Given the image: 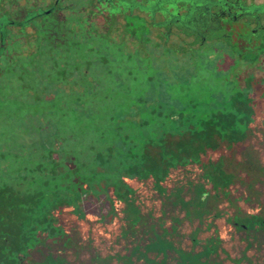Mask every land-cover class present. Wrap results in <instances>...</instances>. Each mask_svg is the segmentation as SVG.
Segmentation results:
<instances>
[{
	"label": "trees",
	"instance_id": "obj_1",
	"mask_svg": "<svg viewBox=\"0 0 264 264\" xmlns=\"http://www.w3.org/2000/svg\"><path fill=\"white\" fill-rule=\"evenodd\" d=\"M220 77L78 128L72 169L12 161L0 264H264V77Z\"/></svg>",
	"mask_w": 264,
	"mask_h": 264
},
{
	"label": "flooded vegetation",
	"instance_id": "obj_2",
	"mask_svg": "<svg viewBox=\"0 0 264 264\" xmlns=\"http://www.w3.org/2000/svg\"><path fill=\"white\" fill-rule=\"evenodd\" d=\"M226 56L264 77V0H0V173L72 169L78 128L139 126L158 80H218Z\"/></svg>",
	"mask_w": 264,
	"mask_h": 264
},
{
	"label": "rangeland",
	"instance_id": "obj_3",
	"mask_svg": "<svg viewBox=\"0 0 264 264\" xmlns=\"http://www.w3.org/2000/svg\"><path fill=\"white\" fill-rule=\"evenodd\" d=\"M229 63H230V59L228 58V56H226L220 60V63L217 65V68L218 69L220 68L221 69L220 71H222L223 73L228 74L229 73ZM241 65L237 62H234V66L239 67V69H240ZM240 70H242V69H240ZM210 82L216 83L217 81H210ZM254 232H255V229L252 228L248 235L253 234Z\"/></svg>",
	"mask_w": 264,
	"mask_h": 264
}]
</instances>
